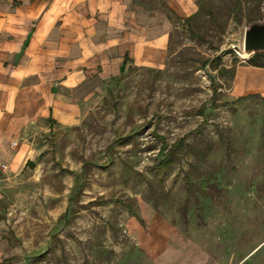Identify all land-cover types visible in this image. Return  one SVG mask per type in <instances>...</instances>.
Masks as SVG:
<instances>
[{
  "label": "rangeland",
  "instance_id": "374dc122",
  "mask_svg": "<svg viewBox=\"0 0 264 264\" xmlns=\"http://www.w3.org/2000/svg\"><path fill=\"white\" fill-rule=\"evenodd\" d=\"M138 1L173 21L160 59L98 78L79 121L44 132L36 168L1 190L0 264H264V97L234 92L262 0H242L241 22L234 0H203L214 18L187 25L164 0ZM207 141L204 160L188 150Z\"/></svg>",
  "mask_w": 264,
  "mask_h": 264
},
{
  "label": "crops",
  "instance_id": "0c3cea01",
  "mask_svg": "<svg viewBox=\"0 0 264 264\" xmlns=\"http://www.w3.org/2000/svg\"><path fill=\"white\" fill-rule=\"evenodd\" d=\"M164 1L181 17L198 10L197 0ZM172 26L138 0H0V206L51 124H76L80 96L126 58L125 69L160 59ZM234 82L237 95L264 97V67L238 69Z\"/></svg>",
  "mask_w": 264,
  "mask_h": 264
},
{
  "label": "trees",
  "instance_id": "16d2710c",
  "mask_svg": "<svg viewBox=\"0 0 264 264\" xmlns=\"http://www.w3.org/2000/svg\"><path fill=\"white\" fill-rule=\"evenodd\" d=\"M197 4H198V10L195 13L190 14V15L185 16V17H181L180 15L176 14L177 18L180 19L186 25L192 24L197 19L199 13H202V12L208 14L210 16V18H214V11L211 9V7L206 8L203 0H197ZM242 4H243L242 0H234L233 5H232V12L239 22L242 21V17H241ZM250 20H252V19L250 18ZM192 32L198 33L197 31H195V29H192ZM261 54H264V51L253 54L250 58H248V61L254 66L264 67V64H262V63L253 62V58L255 56H258ZM214 60H219V58H216ZM214 60H212L211 62H215ZM126 61H127V58L124 60V63H123L124 65L122 66V72H124V70H125ZM208 62H209V60L208 61L205 60L202 63V65L205 66ZM223 70H228V69H223ZM229 71L231 72L232 75H234L236 72V66H233ZM187 146H188V150L193 152L195 154V156L200 160H204L207 157L210 150L213 148V144L209 141L205 142L204 147H198V146L193 145V144H187ZM183 147H184V142L182 139L173 143V145H171L165 151L163 157L160 159L158 164H156L153 167V169L159 174L164 173V171L169 169L170 166L174 163L175 159L177 158V150L180 148H183ZM126 171H127V167L125 170H123V174H125ZM95 203L104 204L105 201L104 200L99 201V202L95 201Z\"/></svg>",
  "mask_w": 264,
  "mask_h": 264
},
{
  "label": "water",
  "instance_id": "95a60500",
  "mask_svg": "<svg viewBox=\"0 0 264 264\" xmlns=\"http://www.w3.org/2000/svg\"><path fill=\"white\" fill-rule=\"evenodd\" d=\"M262 51H264V0L261 1V17L250 20L245 26L241 57L248 59ZM26 168H36V163L31 157L25 162L24 169Z\"/></svg>",
  "mask_w": 264,
  "mask_h": 264
},
{
  "label": "built area",
  "instance_id": "2783aa9c",
  "mask_svg": "<svg viewBox=\"0 0 264 264\" xmlns=\"http://www.w3.org/2000/svg\"><path fill=\"white\" fill-rule=\"evenodd\" d=\"M13 144H15V142ZM5 167H6V165L5 164H2V168H5Z\"/></svg>",
  "mask_w": 264,
  "mask_h": 264
}]
</instances>
